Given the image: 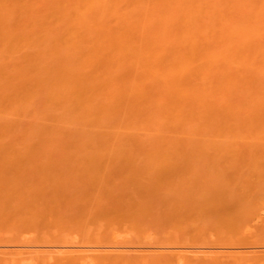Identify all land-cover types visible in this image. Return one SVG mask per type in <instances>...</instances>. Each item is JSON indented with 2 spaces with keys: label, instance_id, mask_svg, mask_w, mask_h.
<instances>
[{
  "label": "bare ground",
  "instance_id": "6f19581e",
  "mask_svg": "<svg viewBox=\"0 0 264 264\" xmlns=\"http://www.w3.org/2000/svg\"><path fill=\"white\" fill-rule=\"evenodd\" d=\"M3 240L264 264V0H0Z\"/></svg>",
  "mask_w": 264,
  "mask_h": 264
},
{
  "label": "rangeland",
  "instance_id": "374dc122",
  "mask_svg": "<svg viewBox=\"0 0 264 264\" xmlns=\"http://www.w3.org/2000/svg\"><path fill=\"white\" fill-rule=\"evenodd\" d=\"M3 241H4L5 244H6V242L8 243V241H6V240H3ZM3 241H2V243L0 242V247H2V248H4V249H7V250H9V249L11 250V249H13V248L15 249L16 245L14 246V245H13L14 243H12V246H10V244H9L10 242H9L8 244H6L5 247H3V246L5 245V244H3ZM5 241H6V242H5ZM31 243H32V245H35L34 242H31ZM31 243L29 242V244H28L29 246H27V245L25 244L24 247H25V246H26V247H32V246H30ZM1 244H2V245H1ZM7 245H8V247H7ZM9 246H10V247H9ZM6 247H7V248H6ZM11 247H12V248H11ZM8 248H9V249H8Z\"/></svg>",
  "mask_w": 264,
  "mask_h": 264
}]
</instances>
